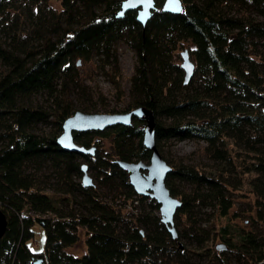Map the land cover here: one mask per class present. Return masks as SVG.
<instances>
[{"label": "trees", "instance_id": "1", "mask_svg": "<svg viewBox=\"0 0 264 264\" xmlns=\"http://www.w3.org/2000/svg\"><path fill=\"white\" fill-rule=\"evenodd\" d=\"M61 2L60 14L50 6L41 15L39 10L31 12L34 26L28 34L33 38L14 35L7 44L0 39V209L7 220L0 237V264H191L187 248L175 244L162 216L142 211L143 199L149 198L156 211L160 203L149 195L138 196L119 160L95 149L67 150L57 140L65 120L76 112L66 87L74 80L78 59L100 56L103 65L112 64L120 73L113 47L119 40L128 41L136 52L131 103L153 113L159 150L167 140L200 139L217 160L215 175L186 163L168 172L166 184L173 195H181L176 178L207 187L189 199L183 195L175 218L196 198L214 201L221 214H228L227 190L235 186L233 175L240 171L244 177L251 175L256 216L264 224V51L258 49L264 47V0H182L179 13L164 11V0H155L145 25L137 19V9L118 16L122 0ZM4 23L0 14V38ZM185 41L194 44L189 52L195 69L188 83L175 54ZM60 78L63 88L58 89ZM42 91L55 95L52 107L26 103L28 96ZM51 115L58 132L37 134L38 123ZM142 121L134 115L130 125L74 130L73 136L92 147L96 136L114 133L120 160H150ZM93 156L99 184L84 186L73 177L83 172L79 157ZM44 160H51L56 171L51 189L67 194L74 206L64 209L41 185L39 172L30 165ZM103 186L123 189L124 203L140 200L135 222L124 214L127 205H114L100 191ZM49 213L54 215L47 217ZM36 221L47 234L44 248L37 251L29 244ZM80 226L86 229L87 250L75 255L68 247L79 240ZM222 229L226 232L227 227ZM225 239L238 264L264 263V229Z\"/></svg>", "mask_w": 264, "mask_h": 264}, {"label": "rangeland", "instance_id": "2", "mask_svg": "<svg viewBox=\"0 0 264 264\" xmlns=\"http://www.w3.org/2000/svg\"><path fill=\"white\" fill-rule=\"evenodd\" d=\"M0 14L4 18L1 40L7 44L11 41L12 36L22 35L31 37L28 34L33 30L34 22H32L31 12L39 15L43 14L47 6L53 8L55 14H60L63 11L61 0H1ZM33 38V36H32ZM114 49L118 55L120 64V73L115 72L113 65L106 63L103 65L100 56H93L90 60H81L75 64L76 71L74 72V80L68 82V95L72 99L76 111H84L89 113H115L131 111L139 107L131 103L130 86L131 78L135 72L136 52L129 45L126 40H119L114 44ZM175 51L177 62L181 64V51L188 48L191 51L194 44L190 41L180 42ZM261 51H264L263 46ZM257 49V51H258ZM260 51V50H259ZM191 58L194 57L191 54ZM78 62V61H77ZM2 65L0 63V69ZM114 78L117 83L114 82ZM58 89L63 88L62 78L59 79L56 85ZM54 96L49 92L42 91L34 93L27 97L26 103L35 106L42 105L45 108L52 107L54 103ZM140 117V116H138ZM52 115L47 121L40 122L36 126V133L39 135H52L58 132L57 125L51 120ZM143 121L140 123L141 127H149V118L140 117ZM62 130L59 131V136ZM114 133L106 136H96L91 144L94 146L95 152L103 157L114 158L120 160L115 154ZM59 136L57 140L59 139ZM164 159L169 163L171 169L180 163H186L194 166L199 171L205 174H216L217 160L206 150V142L200 139H181V140H167L162 143L160 150ZM95 157L91 160L84 157H79L81 164H86L88 173L93 178V184L98 185L97 170L92 168V163ZM135 161V160H132ZM150 163V160H144ZM32 171H38L40 176V183L46 190L52 194L55 200L64 209L74 206L73 201L67 194L61 192H54L51 185L56 182V171L51 160L40 161L30 165ZM40 166V167H38ZM239 169H237L238 171ZM143 174L148 173L147 168H141ZM239 173V174H238ZM83 172L81 175H74L75 180L82 181ZM234 181H237L235 186L228 187V198L231 203L228 214L223 215L220 212L219 205L214 201L208 199H195L191 201L190 209L182 213L178 218L174 216V224L178 232V236L174 238L176 245L186 247L191 264H238L237 255L233 254L231 246L226 241L225 236H232L237 240L241 231H255L261 233L264 229V224L257 219L256 216V195L248 180L251 177L247 174L245 177L240 174V171L235 173ZM237 179V180H236ZM174 184L181 195H174L181 201L183 195L192 196V193L197 194L199 190L205 192L207 187H199V185L187 180L174 179ZM100 191L107 195L110 202L114 205L120 206L125 204L123 189H116L108 187H101ZM120 191V192H119ZM138 196L140 193H138ZM151 196L150 194H148ZM117 196V198H114ZM136 199V198H134ZM141 208L143 210H150L157 214L155 207H152L150 199H143ZM68 206V207H67ZM131 221L135 222L136 212H130V208L126 207ZM156 211V212H155ZM30 213V212H29ZM54 215L53 213L46 214L47 217ZM162 216V215H161ZM226 226V232L222 227ZM170 227V224H168ZM35 232L34 238L29 240L31 248L35 251L42 250L46 242V228L36 221L33 224ZM201 233L207 236L201 238ZM79 240L77 243L68 247V252L80 255L87 250L85 243L86 229L83 226L78 228ZM228 246H227V245ZM221 245L220 247H218ZM223 260V261H222ZM244 263V262H243ZM240 264V263H239ZM254 264V263H251Z\"/></svg>", "mask_w": 264, "mask_h": 264}, {"label": "water", "instance_id": "3", "mask_svg": "<svg viewBox=\"0 0 264 264\" xmlns=\"http://www.w3.org/2000/svg\"><path fill=\"white\" fill-rule=\"evenodd\" d=\"M155 8V0H122L121 8L118 11V16L130 9H137V19L145 25L152 10ZM183 8L182 0H164L162 9L164 11L179 13ZM182 62L181 66L185 71L184 82L188 83L194 74L195 63L191 58L187 48L181 51ZM80 60H78V63ZM148 117L149 127L145 129L143 142L152 149L150 163L145 161H128L119 160L118 163L127 170L130 174V182L136 192L140 194H150L160 203L162 219L167 224H170L169 230L173 237L178 236L177 229L174 224V215L182 201L174 196L166 184V176L171 170V166L162 156L157 147L155 138V118L153 113L144 106H139L134 110L115 113H89L84 111H76L69 116L64 124L63 131L59 136V144L67 150L77 152L92 153L94 146L86 147L76 142L73 136L74 130L96 129L103 130L112 125L125 124L130 125L133 122V116ZM141 168H147L148 173L143 174ZM83 177L82 182L85 185L93 184V178L88 173L86 164H82ZM7 225V220L4 212L0 209V237L4 233ZM219 245L218 247H220ZM264 264V263H263Z\"/></svg>", "mask_w": 264, "mask_h": 264}, {"label": "built area", "instance_id": "4", "mask_svg": "<svg viewBox=\"0 0 264 264\" xmlns=\"http://www.w3.org/2000/svg\"><path fill=\"white\" fill-rule=\"evenodd\" d=\"M125 205H127L129 208H133V207L137 208L140 205V200L138 198H136V199H134V201L125 203ZM157 215H159V216L162 215L161 210H157ZM261 263L262 262L255 263V264H261Z\"/></svg>", "mask_w": 264, "mask_h": 264}, {"label": "bare ground", "instance_id": "5", "mask_svg": "<svg viewBox=\"0 0 264 264\" xmlns=\"http://www.w3.org/2000/svg\"><path fill=\"white\" fill-rule=\"evenodd\" d=\"M84 173V172H83ZM130 174V173H129ZM83 177V176H82ZM129 179H130V175H129ZM83 183V182H82ZM94 183V182H93ZM131 183V182H130ZM84 186H90V185H85V184H83ZM92 185V184H91ZM146 195H148V194H146ZM132 212H136V213H138L139 212V207H137V208H135V207H133V208H130V212L129 213H132Z\"/></svg>", "mask_w": 264, "mask_h": 264}]
</instances>
